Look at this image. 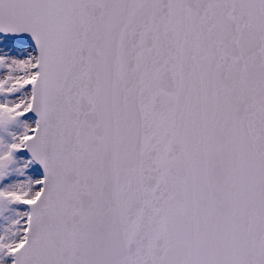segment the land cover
Here are the masks:
<instances>
[{
  "label": "snow or ice",
  "instance_id": "obj_1",
  "mask_svg": "<svg viewBox=\"0 0 264 264\" xmlns=\"http://www.w3.org/2000/svg\"><path fill=\"white\" fill-rule=\"evenodd\" d=\"M0 264H264V0H0Z\"/></svg>",
  "mask_w": 264,
  "mask_h": 264
}]
</instances>
